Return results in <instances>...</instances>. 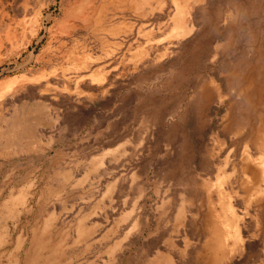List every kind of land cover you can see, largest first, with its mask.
<instances>
[{
	"label": "rangeland",
	"instance_id": "rangeland-1",
	"mask_svg": "<svg viewBox=\"0 0 264 264\" xmlns=\"http://www.w3.org/2000/svg\"><path fill=\"white\" fill-rule=\"evenodd\" d=\"M0 127V264H216L226 192L264 264V0H0Z\"/></svg>",
	"mask_w": 264,
	"mask_h": 264
},
{
	"label": "bare ground",
	"instance_id": "bare-ground-1",
	"mask_svg": "<svg viewBox=\"0 0 264 264\" xmlns=\"http://www.w3.org/2000/svg\"><path fill=\"white\" fill-rule=\"evenodd\" d=\"M184 16H185V14H182V16L179 19L180 22L185 19ZM178 28L180 29V32L182 34H187L188 33V29H184V26L182 25V23L178 25ZM46 109H48V108H46ZM1 115H3V114H1ZM31 115H32V113H31ZM12 121H13V119H12ZM13 122H16V121H13ZM18 123H20V122H17V124ZM13 125H14V123H13ZM24 128H26V127H24ZM11 130L12 131L10 133H6L5 129H2L0 127V138L2 139L1 144H3L5 142V145H7L6 142L8 141L7 139H9V138L12 139V137H13V139H16L15 135H18L17 131H15L13 129H11ZM22 130H23V128H22ZM35 140H36V138H35ZM10 142H12V141H10ZM28 143L29 142H27V145H28ZM1 144H0V146H1ZM12 144H13V142H12ZM5 145L3 144V146H5ZM32 146H33V144H32ZM28 147H30V145ZM8 148H10L9 144H8ZM32 148L34 149V147H32ZM258 149H259L258 152H259L260 155L257 156V157H254V196H253V199H254V202L257 203V209H256L257 217H256V219H254V250L251 249V251L254 252V259H261L264 256V188L259 187V181L261 180V181L264 182V146H261ZM36 150H38V149H36ZM0 152H2V151H0ZM0 157H1V155H0ZM246 159H247L246 160V164H248L249 161L252 160V159L250 160V157H248V156H246ZM247 183H248V181H247ZM247 183H246V181L244 182L245 185ZM215 184H217V183H215ZM219 184H220V182H219ZM224 192H226V191L224 190ZM218 194H219V190H218ZM226 194L223 195L222 200H221L222 207H223V209L225 211L224 212L225 217L219 216L218 213L214 214L215 215L214 218L217 219L216 220L217 222H216V228H214L213 234H214V236L217 237V240L215 242L213 241V243H212V245H210V247L212 248V252H213V262L216 263V264H226L230 260V258L232 256H234L236 254L241 255L242 254L241 253L242 252V246L245 243L244 242L245 241V239H244L245 237H243V235H242L241 226H240L241 218H240V216H237V213L235 211V208H234V205H233V196L230 195V192H226ZM20 197H22V195ZM134 227H136V226H134ZM78 231L80 232L81 230H78ZM1 236H3V235H1ZM252 245H253L252 243L249 245L250 248H252Z\"/></svg>",
	"mask_w": 264,
	"mask_h": 264
}]
</instances>
